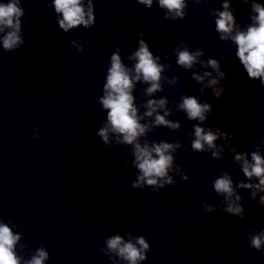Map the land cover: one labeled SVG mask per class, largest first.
Listing matches in <instances>:
<instances>
[{
	"label": "water",
	"instance_id": "water-1",
	"mask_svg": "<svg viewBox=\"0 0 264 264\" xmlns=\"http://www.w3.org/2000/svg\"><path fill=\"white\" fill-rule=\"evenodd\" d=\"M193 2L189 0L183 20H165L155 3L148 9L136 0H94L95 25L65 33L48 7L50 0H21L26 43L7 52L0 46V221L21 234L17 251L25 259L44 248L50 253L44 264H112L105 238L131 232L150 243L142 264H264V254L247 243L250 231L264 228V207L250 199V190H239L243 219L202 207L221 199L211 186L214 171L226 170L235 181L243 174L230 153L217 160L191 150L187 134L195 121L176 111L173 102L184 92L202 99H210L211 93L197 92L190 72L176 65L173 50L186 41L193 50L204 48L205 59L220 60L226 90L213 101L207 123L231 132L238 150L251 152L264 137V86L247 77L231 43L218 39L208 9L219 8L221 0ZM233 5L238 22L248 23V7L241 0ZM138 32L145 33L153 53L169 65L162 75L179 76L178 85L162 79L163 91L153 95L168 97L173 110L168 118L179 119L181 128L157 127L148 138L187 144L176 163L189 179L176 176V186L159 191L132 188L135 169L125 167L132 159L131 146L105 147L96 135L104 119L97 98L108 58L117 47L122 57L130 54ZM71 39H80L83 51L77 52ZM147 87L137 83L138 104L150 98ZM37 126L42 139H33Z\"/></svg>",
	"mask_w": 264,
	"mask_h": 264
},
{
	"label": "clouds",
	"instance_id": "clouds-1",
	"mask_svg": "<svg viewBox=\"0 0 264 264\" xmlns=\"http://www.w3.org/2000/svg\"><path fill=\"white\" fill-rule=\"evenodd\" d=\"M145 8L151 9L155 3L164 12L165 20H183L188 12L189 0H136ZM203 0H194L200 4ZM248 7L249 22L241 24L236 14L233 0H221L219 8H209L208 14L214 18L215 32L221 42H230L234 47V56L251 80H258L264 86V0H241ZM48 7L54 9L58 27L68 33L78 27L92 28L96 23L94 0H50ZM25 9L21 0H0V46L4 51H15L25 43L22 32V17ZM137 47L126 57L121 49L111 52L107 66L102 94L97 103L104 119L96 135L107 147L113 144L131 146L132 159L125 162V167L135 169V178L131 181L134 189L151 187L159 191L167 186H176V176L189 179L181 164L176 163L179 150L188 145L181 140H150L148 134L157 127H165L175 132L181 128L179 119H169L173 110L168 107L167 96L154 97L163 91L162 79L170 85H178L179 76L162 75L169 65L161 62V55L151 50L144 32L135 34ZM70 44L77 52L83 51L80 39H71ZM175 63L186 72L199 86L197 92L203 94L210 90L211 98L202 99L201 95L181 93L175 103V110L182 112L188 121H195L191 131L190 147L194 152L210 153L217 160L225 159V153L232 154V159L239 165L243 178L235 181L226 170L212 173L211 182L214 192L221 197L216 204L202 203L206 212L220 209L223 213L243 219L245 208L240 189L250 190V199L264 207V137L251 152L238 150L233 146V134L215 125L207 123L213 113V101L219 100L225 92L223 81L227 77L219 59L205 57V49L188 46L180 41L173 50ZM168 59V55H164ZM125 60L134 63H125ZM147 84L145 95L150 97L142 105L136 102L134 95L137 83ZM145 111L141 113L140 108ZM146 118H152L146 121ZM33 139H42L37 126L33 130ZM115 141V143H113ZM175 173V175L170 174ZM3 204V202H0ZM21 234L14 232L8 223L0 221V264H44L50 259V253L39 248L30 259H25L17 251ZM249 247L264 254V228L250 231L247 238ZM23 249L24 245H20ZM107 258L112 264H142L150 251V243L144 235L133 236L131 232H115L104 240ZM117 257L119 259H117Z\"/></svg>",
	"mask_w": 264,
	"mask_h": 264
}]
</instances>
